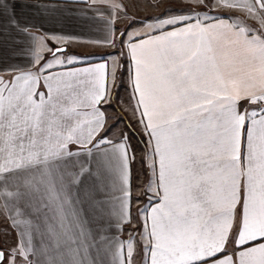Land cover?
Returning a JSON list of instances; mask_svg holds the SVG:
<instances>
[{
	"label": "snow or ice",
	"instance_id": "obj_1",
	"mask_svg": "<svg viewBox=\"0 0 264 264\" xmlns=\"http://www.w3.org/2000/svg\"><path fill=\"white\" fill-rule=\"evenodd\" d=\"M103 3L0 0V45L19 61L0 75V237L15 234L0 264H264V0H188L123 33L148 174L135 216V152L106 114L120 66L68 52L115 45L127 9Z\"/></svg>",
	"mask_w": 264,
	"mask_h": 264
},
{
	"label": "crops",
	"instance_id": "obj_2",
	"mask_svg": "<svg viewBox=\"0 0 264 264\" xmlns=\"http://www.w3.org/2000/svg\"><path fill=\"white\" fill-rule=\"evenodd\" d=\"M29 3H40L46 4L50 7H55L57 0H52L49 3V0H28ZM123 5L127 9V15L125 16L123 12H117L114 24H115V45H106V46H85L83 44H72L68 48V52L70 54H76L81 56H87L91 58V63L96 64L100 62H104V58L108 57L107 63L111 65L113 61L117 62L120 66V79L117 81L118 84H122L123 87L118 88L116 91L119 95V100L116 104L111 107H108L106 110V114L109 117L108 125L112 126L117 124L118 120L115 117H120L121 114H125L132 118L134 124H136L137 129L141 136V141L144 140V135L141 130V127L136 122V117L132 115V110L129 102V88H128V68H129V57L126 55L127 47L125 44H121V39L123 33L129 31V25L133 24V21L137 18H147L151 17L152 13L159 12L156 7L153 5H162L164 4V10L167 7L176 9V8H184L187 6L188 0H121ZM59 3L63 7H79L84 8L85 5H67L63 4V0H59ZM98 6L101 7L104 11H107V6L103 3V0H98ZM28 17H32V14L35 13V9L26 8L23 9ZM218 11H226L224 9H219ZM59 15V14H57ZM35 22H43L45 31H54L57 33H63L64 35H79L81 34V29L78 27L77 22L73 18H63L61 23H57L55 20H45L41 21L39 15L37 14ZM249 23H254V21L249 20ZM138 25H142V23H138ZM140 28V27H139ZM49 43L51 46H55L56 44H61L62 42L56 40L54 38L50 39ZM126 56V62L124 63L122 59ZM110 57H114L113 60ZM19 63V61L13 56L11 49L7 45H0V75H4L5 73L2 71L4 69L9 68L11 65ZM87 65H79V67H85ZM126 129V130H125ZM120 131V132H119ZM127 131V132H126ZM126 132L129 134L127 130V126L119 121V126L112 129L110 135L115 138L119 136V133ZM134 141V140H132ZM138 141V140H137ZM139 142V141H138ZM135 142V145L136 143ZM138 149V158H135V163L131 166V177H132V193H133V215H136V210L142 208L147 200L143 195V186L147 179V173L145 171V166L142 163V157L144 155V144H141V148ZM3 220V219H2ZM4 223L7 224L6 221L3 220ZM139 221H134L131 227L139 228ZM127 233H125L126 235ZM13 233L9 236V245L14 243ZM139 264V261L137 262Z\"/></svg>",
	"mask_w": 264,
	"mask_h": 264
},
{
	"label": "rangeland",
	"instance_id": "obj_3",
	"mask_svg": "<svg viewBox=\"0 0 264 264\" xmlns=\"http://www.w3.org/2000/svg\"><path fill=\"white\" fill-rule=\"evenodd\" d=\"M156 8L158 9L159 12L152 13L151 17L159 16V15L163 14L165 12V10L170 8V7H167L164 10V4H162V5L159 4V7H156ZM143 20H145V19L137 18L136 22L133 24V27H132L131 31L132 32H143V31H145V28L143 27V25H138V23H141V21H143ZM153 23H154V21H153ZM113 58L114 57H110V59H112V60H113ZM122 61L124 63L126 62V56L122 59ZM121 117H123V119H121ZM115 119H117L118 121H121L122 123H124L127 126V130L129 131L128 135L131 138V143H132V146H133L132 150L135 152V158H138V149L136 148V145L140 149L142 141L140 140L141 136H140V133H139V131L137 129L136 124H134L132 118H130L129 116H127L125 114H121L120 117L117 116V117H115ZM132 131H134L136 133V135H132ZM132 140H134L135 142H138V141L139 142L136 143V145H135L134 141H132ZM6 228H7V224L3 222L2 218H0V233H3L6 230ZM9 242H10L9 241V235H3L2 237H0V244H2L5 248L11 246V245H9Z\"/></svg>",
	"mask_w": 264,
	"mask_h": 264
}]
</instances>
